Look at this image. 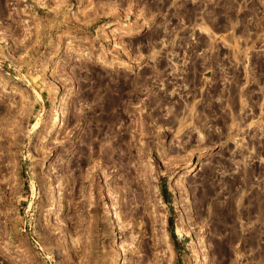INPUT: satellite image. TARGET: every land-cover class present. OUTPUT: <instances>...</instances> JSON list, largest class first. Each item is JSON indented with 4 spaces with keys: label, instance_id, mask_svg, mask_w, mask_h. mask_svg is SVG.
Listing matches in <instances>:
<instances>
[{
    "label": "rangeland",
    "instance_id": "374dc122",
    "mask_svg": "<svg viewBox=\"0 0 264 264\" xmlns=\"http://www.w3.org/2000/svg\"><path fill=\"white\" fill-rule=\"evenodd\" d=\"M0 264H264V0H0Z\"/></svg>",
    "mask_w": 264,
    "mask_h": 264
},
{
    "label": "bare ground",
    "instance_id": "6f19581e",
    "mask_svg": "<svg viewBox=\"0 0 264 264\" xmlns=\"http://www.w3.org/2000/svg\"><path fill=\"white\" fill-rule=\"evenodd\" d=\"M55 104V103H54ZM56 106V105H55ZM54 106V107H55ZM51 118H52V120L50 121V126L49 127H47L48 128V132L49 131H52V130H54L57 126H58V124H59V122H60V112H59V110L58 109H56V108H54L53 109V113L51 114Z\"/></svg>",
    "mask_w": 264,
    "mask_h": 264
}]
</instances>
